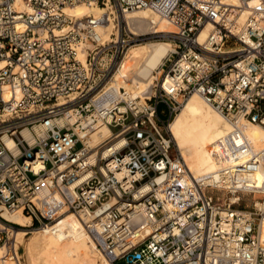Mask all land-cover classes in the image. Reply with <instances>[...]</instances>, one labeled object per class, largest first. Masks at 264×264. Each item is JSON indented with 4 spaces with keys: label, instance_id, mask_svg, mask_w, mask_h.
<instances>
[{
    "label": "built area",
    "instance_id": "built-area-1",
    "mask_svg": "<svg viewBox=\"0 0 264 264\" xmlns=\"http://www.w3.org/2000/svg\"><path fill=\"white\" fill-rule=\"evenodd\" d=\"M75 1L0 0L3 264H25L4 208L52 230L91 215L112 264H264V145L243 129L264 124V0H83L114 6L106 39L102 16L66 12ZM139 7L174 25L143 96L110 80L151 35L126 15ZM194 91L232 122L225 164L200 177L170 154L169 121ZM102 123L111 133L89 143Z\"/></svg>",
    "mask_w": 264,
    "mask_h": 264
},
{
    "label": "bare ground",
    "instance_id": "bare-ground-1",
    "mask_svg": "<svg viewBox=\"0 0 264 264\" xmlns=\"http://www.w3.org/2000/svg\"><path fill=\"white\" fill-rule=\"evenodd\" d=\"M65 10L72 15L93 12L102 16L104 22L100 25V29L103 39L111 37L116 10L109 1L102 5L95 1H75L66 4ZM126 15L136 22L141 30L165 31L164 33L167 34L168 31L174 29V25L167 18L147 7L129 9L126 11ZM172 44L173 42L169 38L148 39L131 43L110 80L116 86L124 85L141 96L145 91L150 92L155 76L152 71ZM148 67L150 68L148 69ZM160 72L161 68L159 67L157 73ZM184 100L179 108L180 111L178 109V112L176 111L169 121V131L189 169L191 172L195 171V174L193 172L192 174L200 177L225 164L223 153L218 144V136L227 131L232 122L196 91L190 93ZM243 129L256 146L264 145L263 123L253 120L246 121ZM110 133L109 125L102 123L91 132L92 137L88 141L95 143ZM2 214L23 224L15 227V236L17 242L24 245L27 264H38L41 259L42 264H81L80 260L83 264H97V262L98 264H112L98 246L97 240H94L93 235L96 234V231L91 215L84 214L81 218L71 211L64 212L60 229L52 230L47 225H38L31 229L24 226L30 220V215L19 208H4ZM29 231L33 233L26 237L25 235ZM261 238L264 242V223ZM1 253L2 245L0 244V255ZM0 264H3L1 258ZM6 264H12V261L9 260Z\"/></svg>",
    "mask_w": 264,
    "mask_h": 264
},
{
    "label": "rangeland",
    "instance_id": "rangeland-1",
    "mask_svg": "<svg viewBox=\"0 0 264 264\" xmlns=\"http://www.w3.org/2000/svg\"><path fill=\"white\" fill-rule=\"evenodd\" d=\"M100 5H102V3H99ZM139 10V9H138ZM97 13H98V10H97ZM104 13V12H103ZM146 30V29H145ZM145 30H143V31H145ZM145 32H148V30H146ZM151 35H148L147 37H145V39L144 40H148V39H164V38H169V39H171V34L170 33H158V32H152L151 31V33H150ZM162 34V35H161ZM113 35L111 34V37H112ZM123 56V55H122ZM161 68V65L160 64H158L154 69H153V74L155 75V76H157L159 73H157V71H158V68ZM150 67H148V69H149ZM155 76L153 77V82L156 80L155 79ZM152 82V83H153ZM149 91V90H148ZM184 102H185V100H184ZM183 102V103H184ZM182 103V104H183ZM163 104V103H162ZM178 111H180V109L178 110ZM177 111V112H178ZM164 117V116H163ZM171 134V133H170ZM80 143H78L77 145H79ZM177 149H178V147H177V145H176V143L175 142H172V147L170 148V154L173 156V157H178V155H177ZM178 151H179V149H178ZM179 154H180V152H179ZM181 155V154H180ZM193 172V174H195V171H192ZM36 226H38V225H33V226H31L30 227V229L31 228H35ZM90 232L92 233V231L90 230ZM33 232L32 231H29L25 236L26 237H28V236H30L31 234H32ZM92 235H93V233H92ZM93 237H94V235H93ZM94 240H95V237H94ZM21 243V242H20ZM21 251H22V254H23V261L25 262V264H27V262H26V260H25V254H24V245H23V243H21ZM81 262V264H83V262H82V260H80ZM118 262L119 263H123V260L122 259H118ZM43 263V261H42V259L40 260V262L38 261V264H42ZM97 264H98V262H97Z\"/></svg>",
    "mask_w": 264,
    "mask_h": 264
}]
</instances>
